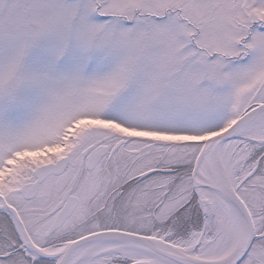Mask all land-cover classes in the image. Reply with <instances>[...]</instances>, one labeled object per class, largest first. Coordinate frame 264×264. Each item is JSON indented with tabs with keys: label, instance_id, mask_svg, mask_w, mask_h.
<instances>
[{
	"label": "snow or ice",
	"instance_id": "1",
	"mask_svg": "<svg viewBox=\"0 0 264 264\" xmlns=\"http://www.w3.org/2000/svg\"><path fill=\"white\" fill-rule=\"evenodd\" d=\"M0 264H264V0H0Z\"/></svg>",
	"mask_w": 264,
	"mask_h": 264
}]
</instances>
